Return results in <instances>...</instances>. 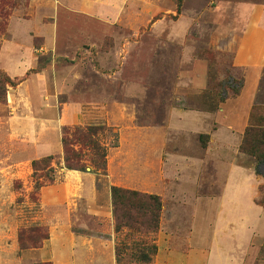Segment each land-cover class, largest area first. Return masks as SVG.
<instances>
[{"label":"rangeland","instance_id":"rangeland-1","mask_svg":"<svg viewBox=\"0 0 264 264\" xmlns=\"http://www.w3.org/2000/svg\"><path fill=\"white\" fill-rule=\"evenodd\" d=\"M243 1L264 3L131 0L126 3L123 21H60L56 51L40 58L38 72H46L60 103L82 111L80 124L61 128L67 148L78 153L81 165L96 173L100 157L75 141L76 132L103 127L96 144L108 149L107 165L110 159L116 167L125 163L140 169L141 177H113L112 182L133 181L128 183L132 188L126 190L157 197L162 205L156 228L149 213H138L133 217L134 229L128 227L131 222L122 210L117 217L113 207L118 264H163L164 258L156 263L160 249L161 258L173 252L179 261L188 248L194 252L190 264H207L208 257L210 264H232L230 261L244 259L242 255L247 253L246 264H257L255 250H249L254 238L249 228L255 229L256 237H262L264 217L258 221L257 215L245 211V207L240 208L242 212L230 211L235 200L238 207L239 199L256 191L257 181L263 182L259 190L264 187V175L255 171V160L239 154L252 117L264 119V70L256 87L252 81L245 85L250 73L233 63L236 38L244 29V21L231 6ZM30 2L0 0L5 13L0 18V45L7 36L4 27L10 16L20 11L28 13ZM228 76L232 77L230 82ZM234 80H242L239 95L230 89ZM0 81V255L11 250L17 258L22 232L32 237L26 241L28 246H42V236L48 229L39 225L66 213L65 205L56 206L61 212L54 214L51 207H42L36 184L52 186L61 177L60 169H68L65 156L53 157L36 160V177L33 167L31 174H26L23 163L27 148L11 133L5 102L8 92L15 88L10 85L16 86L18 81L1 70ZM205 95L216 102V111L209 110ZM252 103L248 126L235 145L237 151L234 146L227 152L214 147L213 135L218 132L224 136L229 126L240 123V112ZM190 113L195 120L187 119ZM189 128L193 129L190 134L186 132ZM15 129L16 124L12 127ZM116 142L119 149L113 148ZM188 156L202 160L199 176L195 168H187L183 162ZM233 165L238 168L235 175ZM147 169L151 177H147ZM186 171H190L191 179L199 177L200 187L187 178ZM261 171L264 174V165ZM110 183L108 177H100L99 189L108 188ZM220 185L224 199L220 198ZM87 221L93 220L81 214L73 216L76 225ZM36 228L39 233L33 235ZM74 229L81 230L78 225ZM257 244L255 240V248ZM261 249L260 261L264 244Z\"/></svg>","mask_w":264,"mask_h":264},{"label":"crops","instance_id":"crops-1","mask_svg":"<svg viewBox=\"0 0 264 264\" xmlns=\"http://www.w3.org/2000/svg\"><path fill=\"white\" fill-rule=\"evenodd\" d=\"M128 1L131 2V0H31L28 13L20 11L10 16L7 36L0 45V70L10 79L18 81V85L12 88V92H8L6 108L9 109L12 127L17 125L15 130L11 127V133L17 136L21 142L20 145L27 148L23 165L28 176L32 172L34 161L48 157L62 158L64 150L61 128L81 123V109L75 105L63 106L59 101L58 93L50 88V80L46 72H38L40 58L56 51L60 21L73 19H95L112 23L123 21ZM232 6L231 8L238 13L239 20L244 21V29L235 42L234 67L249 72L245 85L247 81H252L256 87L264 70V3L243 1L233 3ZM241 15L244 19H241ZM36 43H39L38 46ZM244 94L245 91L242 92L238 101ZM252 106L253 103L240 112L239 117L242 120L238 124L229 126L224 136H220L218 132L213 135L214 147L227 152L234 146V150L237 151L235 145L240 143V135L248 126ZM189 118L195 120L192 113L187 116V119ZM192 126L197 128L196 124ZM191 129H187L186 132L190 134ZM125 140L126 137L122 138V149ZM119 148L120 146L116 149ZM226 152H222L221 155H225ZM124 157L122 156V160L126 162ZM183 162L187 168H195L197 176L200 175L201 159L188 156L186 162ZM107 168L108 174L104 177H108L111 183L104 190L99 189L100 177H102L100 175L90 171L60 169L59 180L52 186L42 188L39 197L42 207L52 208L50 213L61 212L56 206L62 205L66 206V213L60 214L56 220L39 225L47 227L49 235L41 247L19 250L17 258H14L11 250H7L8 252L0 255V264H14V261L18 264H118L111 189L112 187L131 189L128 183L133 181L126 183L122 180L113 183L112 178L141 176L140 169H134L125 163H119L116 167L110 159ZM232 169L235 175L238 168ZM147 170V177H151L150 169ZM186 173L189 176L190 171ZM187 178L193 180L196 187L197 184L200 187L199 177ZM262 184L263 182L257 181L256 191L250 193L251 195L245 199H239L238 207L235 206V200L230 211L242 212L240 208L245 207V211L254 213L260 221L264 217V208L257 205L256 200L259 199V186ZM219 187L221 188L220 198L224 199L221 185ZM156 188L154 186V189ZM152 192L155 193V191ZM74 214H81L93 221L77 223L78 229L81 230H75L77 225L73 222ZM249 229H252L254 235L249 250L251 248L255 250L253 258H256L257 264H264V259L259 260L261 247L264 244V234L262 237H256L255 229L251 227ZM2 240L4 244L7 243L6 233ZM255 240L258 242L257 248L253 245ZM189 242L190 239H187L186 244L189 245ZM161 251L160 249L156 263H161L164 258L163 264H190V257L194 253L188 248L187 254L177 261L174 259L173 252L169 251V254L165 253L161 258ZM247 255L248 253L242 255L244 259L235 258L230 263L246 264ZM210 258L208 257L207 264H210Z\"/></svg>","mask_w":264,"mask_h":264},{"label":"trees","instance_id":"trees-1","mask_svg":"<svg viewBox=\"0 0 264 264\" xmlns=\"http://www.w3.org/2000/svg\"><path fill=\"white\" fill-rule=\"evenodd\" d=\"M4 11H3V5L0 4V18L4 17ZM1 22V21H0ZM0 23V28H1ZM8 24L5 25L4 30H7ZM3 29L0 30V34H2ZM229 77V76H228ZM232 79V77H229V81ZM18 84H16L17 86ZM242 85L241 81H235L234 85L230 88L232 92L235 95H239L240 88ZM1 86V81H0ZM11 87H16L14 85H10ZM1 88H0V100L2 99L1 94ZM5 93H7V89H5ZM204 101L206 104H208L210 111H216L218 108V105L215 104L216 102L213 100L212 97H209L207 95L204 96ZM5 102L7 103V96L5 98ZM252 124L249 126V128L246 130L243 142L240 146L239 152L240 154L250 157L255 160L256 166V172L258 175H264L261 171V167L264 165V119L255 118L252 117ZM103 130V127H88L86 130L77 131L75 135V141L78 144H82L83 146H88L92 151L95 152L96 156L100 157V161L97 164V172L94 173L96 175L100 176H107V158H108V149L102 148L98 144H96V140L100 134V132ZM116 136V140H117ZM63 143V156H65V163L66 167L70 171H79V172H86V166L81 165V160L74 150L68 149L67 144H65V141L62 138ZM118 147V142H116L113 146V148ZM46 160H51L53 157L44 158ZM32 167L34 170V177H36L38 171H39V162L34 161L32 163ZM99 172V173H98ZM46 187L43 184L37 183L35 186V193H39L42 188ZM260 198L256 200V204L259 206H262L264 208V187L260 188ZM112 205L114 207V211L116 216H119V210H122L124 215V218L128 219L131 223L128 224V227L131 229H134V222L133 217L135 214H144L149 213L151 216V224L155 225L158 221L159 213L162 209V205L157 197L154 196H142L138 192H132L123 188L118 187H112ZM119 227V226H118ZM117 233V228H115ZM119 231V228H118ZM33 235L39 233L38 229L32 230ZM26 232H22L19 235V245L20 250H27L32 248H39L41 246H28L26 244V241L28 239H32V237H27ZM49 238V235L45 233L42 236V239L46 241ZM264 259V254H263Z\"/></svg>","mask_w":264,"mask_h":264}]
</instances>
